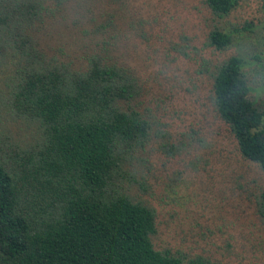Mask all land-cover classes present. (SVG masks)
Segmentation results:
<instances>
[{
	"label": "trees",
	"instance_id": "16d2710c",
	"mask_svg": "<svg viewBox=\"0 0 264 264\" xmlns=\"http://www.w3.org/2000/svg\"><path fill=\"white\" fill-rule=\"evenodd\" d=\"M76 1L0 0V68L11 66L0 111L32 136L23 146L0 139V264H209L156 247L154 208L131 192L133 181L123 182L130 160L152 139L134 73L106 51L108 59L92 54L75 66L45 53L32 34L35 21ZM239 1L201 2L217 22L204 46L220 51L234 37L264 31V0L256 24L225 22ZM262 59L236 53L216 64L210 100L239 155L264 174V110L248 96L244 72ZM163 147L175 154L173 144ZM255 205L264 220V187Z\"/></svg>",
	"mask_w": 264,
	"mask_h": 264
},
{
	"label": "rangeland",
	"instance_id": "374dc122",
	"mask_svg": "<svg viewBox=\"0 0 264 264\" xmlns=\"http://www.w3.org/2000/svg\"><path fill=\"white\" fill-rule=\"evenodd\" d=\"M202 1L81 0L35 21L32 34L44 52L75 66L107 54L134 73L152 139L130 160L123 182L133 181L131 192L154 208L156 247L200 255L209 264H264V220L255 207L264 174L239 155L210 100L216 64L236 53L251 61L259 53L262 61L246 64L244 72L248 96L264 110V31L234 37L224 50L206 47L204 35L217 22ZM261 17L260 0H240L224 20L240 26ZM10 68L1 63L0 99ZM26 125L0 111V139L27 144ZM164 144H173L175 154Z\"/></svg>",
	"mask_w": 264,
	"mask_h": 264
}]
</instances>
